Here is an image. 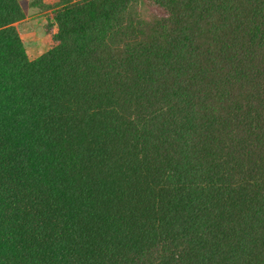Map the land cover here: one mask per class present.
<instances>
[{
	"label": "trees",
	"instance_id": "1",
	"mask_svg": "<svg viewBox=\"0 0 264 264\" xmlns=\"http://www.w3.org/2000/svg\"><path fill=\"white\" fill-rule=\"evenodd\" d=\"M31 4L36 58L0 0V264H264V0Z\"/></svg>",
	"mask_w": 264,
	"mask_h": 264
},
{
	"label": "rangeland",
	"instance_id": "2",
	"mask_svg": "<svg viewBox=\"0 0 264 264\" xmlns=\"http://www.w3.org/2000/svg\"><path fill=\"white\" fill-rule=\"evenodd\" d=\"M25 11V18L18 23V28L24 39V43L31 57L36 58L46 52L49 47L46 25L51 12L39 10L31 4V0H20ZM143 13L147 14L149 7L144 4L141 7Z\"/></svg>",
	"mask_w": 264,
	"mask_h": 264
},
{
	"label": "crops",
	"instance_id": "3",
	"mask_svg": "<svg viewBox=\"0 0 264 264\" xmlns=\"http://www.w3.org/2000/svg\"><path fill=\"white\" fill-rule=\"evenodd\" d=\"M26 45V44H25Z\"/></svg>",
	"mask_w": 264,
	"mask_h": 264
}]
</instances>
